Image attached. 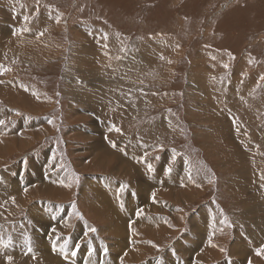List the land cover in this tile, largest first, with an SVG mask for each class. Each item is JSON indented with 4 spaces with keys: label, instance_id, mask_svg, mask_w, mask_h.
<instances>
[{
    "label": "rangeland",
    "instance_id": "374dc122",
    "mask_svg": "<svg viewBox=\"0 0 264 264\" xmlns=\"http://www.w3.org/2000/svg\"><path fill=\"white\" fill-rule=\"evenodd\" d=\"M13 1L0 0V264H264V0ZM105 194L124 218L108 228L92 206Z\"/></svg>",
    "mask_w": 264,
    "mask_h": 264
},
{
    "label": "bare ground",
    "instance_id": "6f19581e",
    "mask_svg": "<svg viewBox=\"0 0 264 264\" xmlns=\"http://www.w3.org/2000/svg\"><path fill=\"white\" fill-rule=\"evenodd\" d=\"M6 28V27H5ZM209 66V65H208ZM192 69V68H191ZM31 126V125H30ZM92 129V128H91ZM1 130V129H0ZM2 131V130H1ZM2 133V132H1ZM3 139V138H2ZM1 140V139H0ZM1 142V141H0ZM2 143V142H1ZM2 145V144H1ZM0 145V146H1ZM4 145H5V143H4ZM3 145V146H4ZM99 146H101V144H98ZM97 145V146H98ZM3 146H2V148H3ZM95 147V146H94ZM105 147V146H104ZM117 147V146H116ZM105 149H107V148H105ZM97 150V149H96ZM108 150V149H107ZM108 152H110V149L108 150ZM96 154H98V153H96ZM95 154V155H96ZM111 155H112V153H111ZM100 157H101V155H100ZM95 158V157H94ZM99 158V157H98ZM104 158V157H103ZM117 160H118V155H117ZM121 160V159H120ZM126 162L123 164L127 169V171L129 172V171H132V168H133V170H136V169H138V168H136L135 167V165H133L132 164V162H129L128 160H125ZM114 162V161H113ZM100 163V162H99ZM108 163H110V162H108ZM111 164V163H110ZM109 164V165H110ZM108 165V164H107ZM105 167V166H104ZM114 167H116L117 168V164H115L114 165ZM138 175V177L139 178H137L138 179V183L140 184V189H141V187H143L144 186V184H143V182L141 183V182H139V180L141 179L140 178V175L139 174H137ZM134 179H136V178H134L133 177V180ZM135 181V180H134ZM1 183V182H0ZM171 183V182H170ZM182 183V182H181ZM96 184H98V183H96ZM138 184V185H139ZM146 184H147V181H146ZM149 184V183H148ZM152 184V183H151ZM113 185H114V183H113ZM172 185H174L173 183H172ZM179 185V184H178ZM171 186V185H170ZM169 186V187H170ZM40 187H42V189H43V191L45 192V190H48L49 192H50V194H52L51 192H52V190L51 189H56V188H54V187H49L48 185H46V186H40ZM2 188H3V186H2ZM18 188V187H17ZM244 188V187H243ZM137 189H139V188H137ZM2 190V189H1ZM159 191H160V188L158 189ZM38 191H40V188L38 187ZM140 191V190H139ZM165 192V191H164ZM20 193H22V191L21 190H16V195H17V199L19 200V201H23V198H22V195L20 194ZM157 194H159L158 192H157ZM161 194H162V192H161ZM175 194V193H174ZM109 195V194H108ZM113 195V194H112ZM169 195V194H168ZM167 195V196H168ZM177 195V194H176ZM3 196V195H2ZM105 196L108 198V199H110V201H105V203L102 201V199H104L105 198ZM105 196H102V195H98V200H99V203L97 204V205H99V207H96L94 204H92V206H94L95 207V209L97 210V214L99 215V217H98V219L99 220H104V219H106L107 220V223H109V225L108 226H106L107 228L112 224V222H113V220H116V223L118 224V223H120L119 222V219L120 220H122V219H124V218H122V217H120V213L118 212V209H121V205H120V201H119V199H117L116 201H115V203H116V205H115V203H114V201H113V199L112 198H109L106 194H105ZM141 196V195H140ZM139 196V197H140ZM166 196V197H167ZM170 196V195H169ZM54 197V196H53ZM113 197V196H112ZM165 197V196H164ZM176 197V196H175ZM117 198V197H116ZM128 198V197H127ZM135 198V197H134ZM169 198V197H168ZM121 199V198H120ZM141 199V198H140ZM150 199V198H149ZM133 201V200H132ZM92 203V202H91ZM132 203V202H131ZM138 203V202H137ZM133 205V204H132ZM131 205V206H132ZM136 205V204H135ZM133 207V206H132ZM136 208V207H135ZM145 208V207H144ZM148 208V207H147ZM33 209V208H32ZM41 209V208H40ZM132 208H130V210H131ZM122 210V209H121ZM134 211V210H133ZM132 211V212H133ZM253 212V214H254V211H252ZM34 212H32V214H33ZM36 213V212H35ZM125 214V213H124ZM129 214V213H128ZM132 214V213H131ZM249 214H250V212H249ZM36 215H37V213H36ZM106 215V216H105ZM200 215V214H199ZM251 215V214H250ZM34 216V215H33ZM43 216V215H42ZM125 216H126V218H128L129 216H127L126 214H125ZM47 217V216H46ZM54 217V216H53ZM253 217V216H252ZM48 218V217H47ZM135 218V217H134ZM208 218V217H207ZM58 219V218H57ZM60 219V218H59ZM58 219V220H59ZM253 219V218H252ZM44 220H45V218H44ZM49 220V219H48ZM52 220V219H51ZM61 220V219H60ZM75 220V219H74ZM154 220V219H153ZM255 220V219H254ZM258 220H259V218H258ZM261 220V219H260ZM40 221V220H39ZM127 221V223H128V219L126 220ZM262 221V220H261ZM46 223H47V221H45ZM45 222H44V224H43V226H44V228H46V225H45ZM49 222V221H48ZM257 222V221H256ZM43 223V222H42ZM51 223V222H50ZM123 223H124V220H123ZM138 223V222H137ZM155 222H153L152 224H154ZM219 223V222H218ZM40 224H41V222H40ZM60 224H61V222H60ZM60 224L58 225V226H60ZM68 224V223H67ZM66 225V224H65ZM78 225V224H77ZM89 225V224H88ZM121 225V224H120ZM128 225V224H127ZM62 226V225H61ZM69 226V225H68ZM117 226V225H116ZM130 226V225H129ZM144 225L142 224L141 226H139V225H134V224H132V227H133V231H131V234L133 233V234H135L134 232L136 231H141L140 229H145V231H148L147 233L149 234L150 233V235H151V233H152V230L150 229V227H148V230H147V228H144L143 227ZM152 226V225H151ZM154 226V225H153ZM213 226V225H212ZM218 226V225H217ZM223 226V225H222ZM51 227V226H50ZM64 227V226H63ZM62 227V228H63ZM155 227H156V225H155ZM211 227V226H210ZM209 227V228H210ZM74 228V227H73ZM78 229H79V227H77ZM77 228H75V229H77ZM81 228V227H80ZM111 228V227H110ZM125 228V227H124ZM158 228V227H157ZM67 229V228H66ZM68 229H69V227H68ZM71 229V228H70ZM69 229V230H70ZM223 229H224V226H223ZM49 230V229H48ZM64 230V229H63ZM209 230V229H208ZM115 231H117V230H115ZM121 231H124V229L122 230L121 229ZM126 231V230H125ZM153 231H154V229H153ZM207 231V230H206ZM211 231V230H210ZM209 231V232H210ZM215 231V230H214ZM264 231V230H263ZM68 232V231H67ZM76 233H77V231H76ZM138 233V232H137ZM212 233V232H211ZM215 234H217L216 232H214ZM220 233V232H219ZM240 233V232H239ZM38 234V233H37ZM59 234V233H58ZM64 234V233H63ZM65 234H66V232H65ZM124 234V233H123ZM132 234V235H133ZM204 234H205V231H204ZM215 234H214V236H215ZM67 235H68V233H67ZM200 235V234H199ZM222 235V234H221ZM78 236V235H77ZM77 236H75V237H77ZM84 236V235H83ZM122 236V235H121ZM120 236V238H122ZM124 236V235H123ZM135 236V235H134ZM211 236H212V234H211ZM217 236V235H216ZM257 236V235H256ZM255 236V237H256ZM72 237H74V236H72ZM126 237V236H125ZM124 237V238H125ZM136 237V236H135ZM201 237V236H200ZM205 237V236H204ZM82 238V237H81ZM219 238V237H218ZM221 238V237H220ZM75 239V238H74ZM77 239H79V238H77ZM20 241V240H19ZM40 241V240H39ZM122 241V240H121ZM2 242V241H1ZM82 242V241H81ZM92 242V241H91ZM94 242V241H93ZM116 242V241H115ZM203 242H204V240H203ZM244 242V241H243ZM253 242V241H252ZM255 242V241H254ZM95 243V242H94ZM97 243V242H96ZM122 242H120V244H121ZM126 243V242H125ZM127 243H129V242H127ZM126 243V244H127ZM238 243H240V246L242 247L244 244L243 243H241V242H238ZM22 244V243H21ZM123 244V243H122ZM126 244H125V246H126ZM130 244V243H129ZM145 244V243H144ZM20 245V244H19ZM151 245V244H150ZM195 245V243H193V246ZM236 246L238 245V244H235ZM47 246V244L46 243H44V244H40V242H38L37 243V246H36V249L34 250V253L35 252H37L38 251V249L39 248H41L40 250H41V253H43L42 255H43V259L45 260L46 258H52L51 256H50V254H49V249H48V246ZM115 246V245H114ZM117 246V245H116ZM128 246V245H127ZM140 246H141V244H140ZM198 246V245H197ZM256 246V245H255ZM1 247V246H0ZM91 247V246H90ZM119 247V246H118ZM117 247V248H118ZM142 247H144L143 245H142ZM141 247V248H142ZM244 247V246H243ZM258 247V246H257ZM121 248H122V246H121ZM121 248H120V250H121ZM245 248V247H244ZM247 248V247H246ZM3 249V248H2ZM1 249V250H2ZM232 249H234V248H232ZM116 251H117V249H115ZM133 250V249H132ZM137 250H139V246H137V247H135V249L133 250V254H131V256H133L132 257V259L134 260H137V259H139L140 257H138L137 256ZM238 250V253H239V255H240V253L241 252H244L243 250H242V248H240V249H237ZM256 250V249H255ZM255 250H253V252H255ZM115 251V252H116ZM119 251V250H118ZM125 251H126V249H125ZM233 251V250H232ZM2 252H3V250H2ZM123 252V251H122ZM128 252V251H127ZM183 252H184V249H183ZM215 252V251H214ZM217 252V251H216ZM117 253V252H116ZM186 253V252H185ZM194 253H195V251H194ZM234 253H237V251H235ZM40 254V253H39ZM142 254V253H141ZM141 254H139V255H141ZM196 254V253H195ZM194 254V255H195ZM34 255V254H33ZM124 255V254H123ZM128 255H129V253H128ZM237 255V254H236ZM1 257H3L2 256V254L0 255ZM6 256V255H5ZM16 256V255H15ZM19 256V255H18ZM38 256V255H37ZM41 256V255H40ZM9 257V256H8ZM39 257V256H38ZM55 257V256H54ZM53 257V258H54ZM127 257V256H126ZM125 257V255L124 256H122L121 258H126ZM191 257V256H190ZM196 257V256H195ZM252 257H253V261L255 262V258H254V255L252 254ZM114 258V257H113ZM128 258V257H127ZM131 258V257H130ZM197 258H198V255H197ZM257 258V257H256ZM25 259V258H24ZM28 259V258H27ZM91 259V258H90ZM170 259V258H169ZM248 259H250V258H248ZM255 259V260H254ZM0 260H1V258H0ZM22 260V259H21ZM20 260V261H21ZM29 260V259H28ZM51 260V259H50ZM174 260V259H173ZM259 260H260V262H259ZM261 260L262 259H259V258H257V260H256V263H259V264H261ZM24 261V260H23ZM54 261V260H53ZM240 262V261H239ZM247 262V261H246ZM264 262V261H263ZM6 263V262H5ZM8 263H10V262H8ZM45 264H46V262H44ZM109 263V262H108ZM233 263V262H232ZM10 264H12V263H10ZM48 264V263H47ZM111 264V263H110ZM180 264V263H179ZM183 264V263H182ZM238 264H241V262L240 263H238Z\"/></svg>",
    "mask_w": 264,
    "mask_h": 264
},
{
    "label": "snow or ice",
    "instance_id": "6c2138e0",
    "mask_svg": "<svg viewBox=\"0 0 264 264\" xmlns=\"http://www.w3.org/2000/svg\"><path fill=\"white\" fill-rule=\"evenodd\" d=\"M57 22H59V21H57ZM40 35H43V33H40ZM104 39H107V36H105ZM161 59H163V57H161ZM169 63H171V61H169ZM224 67H227V65H224ZM6 71H10V69H6ZM260 79H261V80H264V76H261ZM4 123H5L4 120H0V125H3ZM110 130H114V131H116V132H120V129H119L118 127H116L115 125H112V127H111ZM113 147H115V144H113ZM149 170H151V165H149ZM168 171L171 172V168H169ZM77 179H78V178H77ZM261 179L264 180V175L261 176ZM209 182L211 183V182H213V181H209ZM61 183H63V182H61ZM66 186L70 187L71 185H66ZM13 199H14V198H13ZM153 200H155V195H154V194H153ZM139 214H140V211L137 212V215H139ZM221 223H222V224H227L228 227H232V225H231L230 223H228L226 219L223 220V221H221ZM89 231H90V232H95L96 229H95V228H91V229H89ZM53 232H55V229H53ZM86 235H87V234H86ZM66 246H67V244H65V247H66ZM75 247L78 249V248H79V245H75ZM154 247H155V245H154ZM29 250H31V249H29ZM220 250H221L222 252L224 251L223 248H221ZM92 251H94V250H90V251H89V255L92 254ZM104 251L107 252V249H104ZM76 254H77L76 251H72V253H71V255H72L73 257L76 256ZM256 254H257V255H264V246H261V247L258 249V251H257ZM65 258H67V253H65ZM7 259H8V261L10 262V261L12 260V257L9 256V257H7ZM249 264H251V262H249Z\"/></svg>",
    "mask_w": 264,
    "mask_h": 264
},
{
    "label": "crops",
    "instance_id": "0c3cea01",
    "mask_svg": "<svg viewBox=\"0 0 264 264\" xmlns=\"http://www.w3.org/2000/svg\"><path fill=\"white\" fill-rule=\"evenodd\" d=\"M4 1H6V0H4ZM13 2H14V3H12V4H15V3H17V4H22L20 0H14ZM9 4H10V2L8 1V3H7L6 5H9ZM14 18H15V17H14ZM16 18H20V19H21V16L18 15V16H16ZM10 27L12 28L11 35H15V34L19 33L20 28H19V26H17V25L15 24V19L13 20V23H10ZM2 62L4 63V61H2ZM3 63L0 64V68L3 66ZM1 71H4V69H3V68L0 69V72H1Z\"/></svg>",
    "mask_w": 264,
    "mask_h": 264
}]
</instances>
